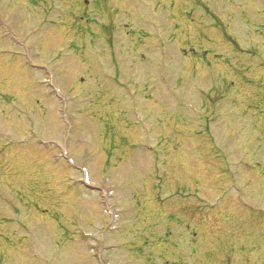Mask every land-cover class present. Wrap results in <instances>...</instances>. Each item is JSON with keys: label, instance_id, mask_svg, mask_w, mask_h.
<instances>
[{"label": "rangeland", "instance_id": "rangeland-1", "mask_svg": "<svg viewBox=\"0 0 264 264\" xmlns=\"http://www.w3.org/2000/svg\"><path fill=\"white\" fill-rule=\"evenodd\" d=\"M0 11V264H95L101 241L118 243L113 263L264 264V0H0ZM8 28L50 63L66 102ZM63 142L114 186L122 229L105 240L101 197L75 182Z\"/></svg>", "mask_w": 264, "mask_h": 264}]
</instances>
